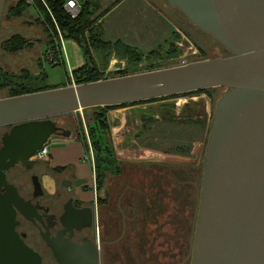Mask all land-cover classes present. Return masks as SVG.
I'll list each match as a JSON object with an SVG mask.
<instances>
[{
    "label": "water",
    "instance_id": "obj_1",
    "mask_svg": "<svg viewBox=\"0 0 264 264\" xmlns=\"http://www.w3.org/2000/svg\"><path fill=\"white\" fill-rule=\"evenodd\" d=\"M165 1L230 56L0 99V128L10 127L0 136V264H41L14 230L16 212L26 218L31 207L6 172L35 164L34 154L62 132L53 118L211 88L225 90L210 124L188 258L264 264V0ZM32 185L39 189L37 177ZM46 243L58 264H87L81 247L62 260Z\"/></svg>",
    "mask_w": 264,
    "mask_h": 264
},
{
    "label": "rangeland",
    "instance_id": "obj_2",
    "mask_svg": "<svg viewBox=\"0 0 264 264\" xmlns=\"http://www.w3.org/2000/svg\"><path fill=\"white\" fill-rule=\"evenodd\" d=\"M154 2H158V8L150 1L147 2L150 7L143 5L115 7L113 12L105 16L100 24L103 39L106 41L112 43L120 41L123 45L141 51L143 56L149 50L159 53V57L152 56L147 62L143 57L141 63L131 69L134 71L130 72L129 70V75L174 68L226 56V52L213 39L187 28L182 25L181 21L175 20L171 16L172 11L166 1L154 0ZM14 4L15 0H5L0 23V36L6 38V36L19 33L27 39L38 38V28L27 27L23 21L24 18L15 19L6 16L7 9ZM27 15L34 17L36 12L33 11ZM60 52L61 56L55 59L56 63H51L44 55L42 48L28 49L18 54H6L0 47V65L15 74L24 67L27 73H31L30 75H38V58L41 61L40 71L46 77L35 83L36 88L56 89L68 82L71 83V72L83 63L80 48L70 40L61 41ZM92 56L96 59L98 67L104 69L100 70L103 73V79H110L114 73L128 71L127 60L115 55L114 52L106 58L102 55L98 56V54ZM148 66L154 69L147 71ZM24 74V72H20L18 75ZM7 94L9 93L6 87H0V98H5ZM213 96H215L214 92H210L209 95L208 93H194L188 96L141 103L131 108L127 107L125 109L127 112L120 109L110 111L108 117L110 124L122 125L121 115L123 113L129 115V123L126 121L121 130V133L125 135H123V144H121V140L117 139L121 135L118 134L112 138L117 153L118 150L122 153L119 156L122 161L120 164L121 174L106 177L105 180L114 182L110 195L117 194L114 189L122 190V187L127 186V188H123L126 196L130 198L135 196L143 206L154 207L155 218L153 219L150 215L149 219H143L144 227L148 226L149 231L147 230V232L150 235L146 237V234L144 238H148L146 242L154 246L152 248L154 255L160 254L159 250H162L163 247L166 250L169 244L175 247V260L178 261L182 257L179 251L185 247L189 225L193 226L197 195L200 191L201 164L207 143L206 130L211 121L216 99ZM156 110L157 115H155ZM130 111L133 113L130 114ZM67 116L69 117L62 116L53 119L63 126L69 118L75 121L80 120L85 131L86 125L82 111L70 113ZM144 116L152 117L154 121L159 122L152 124V131L149 126L146 127L143 123V132L139 133L141 138L142 136L145 139L155 138L156 144L153 148H151L153 145L151 140L142 143L137 136L138 141L135 138L137 131L142 129L141 123ZM160 118L162 119L160 120ZM132 130L134 131L132 132ZM4 131H0V136ZM73 135L74 133L72 137ZM75 143L77 144L73 148L71 147L73 149L72 159L76 158V162L84 165L89 171L90 165L87 159L90 158V154L89 152L85 153L82 144L77 141ZM120 145L121 149H119ZM129 146L131 148H127ZM53 148L55 147H50V152L53 151ZM62 148L64 147L62 146ZM60 153L67 152L60 149ZM89 173L90 176H88L91 179V170ZM17 182L20 184V180H15V184ZM163 244L166 245L163 246Z\"/></svg>",
    "mask_w": 264,
    "mask_h": 264
},
{
    "label": "trees",
    "instance_id": "obj_3",
    "mask_svg": "<svg viewBox=\"0 0 264 264\" xmlns=\"http://www.w3.org/2000/svg\"><path fill=\"white\" fill-rule=\"evenodd\" d=\"M44 1L46 7H44L38 0H33L34 3L33 7H27L25 4V0H15L14 6H11L10 8L7 9L6 11L7 17L15 18V19L24 18L23 21L26 24V26L27 27L35 26L36 28H38L39 34H38V38L35 39H27L19 33L12 34L8 37L6 36V38H4L1 35L0 47L3 52H5L6 54H18L28 49L35 50V48L36 49L42 48V50H44L45 56H47L48 53H52L54 55V59H57L58 57L61 56L60 39L70 40L80 48L83 59L82 65L71 72V78H72L71 80L76 85L104 80L103 73H101V71L104 69H100V67H98L96 59L92 56L93 54H98V56L102 55L104 58H106L109 54L114 52L115 55L120 56L125 60H127L128 71L114 73L110 78L124 77L129 75L130 74L129 70L130 72L134 71V69L133 70L131 69L137 67L138 64H140L141 61L143 60V57H145L146 62L152 56L159 57V53L155 52V50H149L146 53V55L143 56V53L141 51L123 45L120 41H116L114 43L106 41L103 39V33H102L103 31L100 28V24L102 23L103 18L108 14H110L111 12H113L112 10L115 7H138L141 5H143L144 7L147 6L150 7L149 3L147 4V2L150 1L151 3L153 2V5H155V7L157 6L158 8L159 6L158 2L155 3L154 0H78L79 14L75 18L70 17L64 11L62 6L65 0H44ZM30 8L32 9L30 10ZM33 11L36 12V15L34 17L27 15V13L29 14L30 12ZM171 11H172L171 16H173L175 20L181 21L182 25H185L187 28H191L195 31H198L201 34L210 37L208 34L203 33L202 31L198 30L195 26L191 25L190 22L185 18V16L182 15L177 9L171 8ZM210 38L213 39L212 37ZM220 47L222 48L223 51L226 52V56L224 57L230 56V53L228 51H226L222 46ZM99 58L102 59L101 57ZM22 68L23 69H20L19 71L24 72L25 74L21 76L18 75L20 72L17 74L11 71L9 72L8 70L4 69L2 65H0V87H6V90L9 93L5 98L53 89L48 87H45L43 89L36 88L35 83L39 79L46 77L43 74V72L40 71L41 68L40 59L37 58V72L39 73L38 75H30L31 73H27L26 72L27 70H25L24 67ZM152 69L154 68H151L149 66L147 67V71H151ZM65 86L66 85H62L60 87H65ZM224 90H225L224 88L203 89V90H197V91H192L177 95H171V96L143 100L133 103L121 104V105L87 108L82 110L83 119L85 120V125H86L85 131L82 128L81 121L80 120L75 121L72 118H69L68 122L64 124V126H67L71 129V132L74 133L73 136L75 141L82 144L85 153L88 154L90 147L92 154L93 168H94L95 191L101 192L103 189V182L106 179V177L109 176L114 177V176H119L121 174L120 164L122 161L119 158V156H121L122 153H120V150H118L117 153L116 147L114 148L113 146L114 143L112 141L113 140L112 138L115 135L118 134L121 135V137L119 138L117 137V139L121 140V144H123L124 133H121V130L124 127L126 121H128L129 123L128 120L129 115L123 113L121 115L122 125L120 124L119 126H114L113 124H110L107 117V113L109 110L133 107L134 105H138L141 103H150L160 99L172 98L177 96H188L194 93H208L209 95L210 92H214L215 96H213V98H216L214 104V108H215L216 103L221 97ZM156 112L157 110L155 111V115H157ZM129 113L132 114L133 111H130ZM67 115L64 116L69 117ZM212 117H213V113L211 115V121H212ZM161 119L162 118H160V120ZM162 121L165 122L164 120ZM211 121L206 130L207 140H208ZM143 123L146 125V127L149 126L150 130L152 131L151 129L152 124H158L159 122H157V120L154 121L152 117L144 116L141 123L142 129L137 131V134H135V138L137 136V138L140 139L142 143L144 141L151 140V142L153 143V145H151V148H153L154 144H156L154 137L151 138L148 137L147 139H145L143 138V136L141 138V136L139 135V133L142 134L143 132V128H144ZM7 129L8 127H3L0 128V131H4ZM133 131L134 130H132V132ZM137 138L136 141H138ZM141 147H143V145H141ZM121 148L122 146L120 145L119 149ZM127 148H131V147L129 146ZM201 166L203 172V164H201ZM38 167L39 169H41V171L42 168L43 169L46 168L47 172L41 173L40 171V175L48 174V176L59 173L69 168V167H57V168L50 167L48 164V159H46L42 164L38 165ZM11 173L13 174L14 177L13 180L14 184H15V180H20V183L26 180L25 178L27 174L26 171L22 170L19 167L10 170L7 176L9 177V174L11 175ZM18 185L19 182H17L16 186ZM134 199L135 200H133V202H136L137 198L135 196ZM143 207L145 211L146 206ZM130 210L131 209L129 208L128 211ZM149 217H150L149 215H145L142 219L145 218L149 219ZM138 220H140L139 217L137 218V222L140 223L141 221ZM152 223L153 221L151 222V224ZM148 229L149 228L147 226L144 230L145 235L147 234L146 237L150 236L148 235L147 232ZM145 239H147L148 241V238Z\"/></svg>",
    "mask_w": 264,
    "mask_h": 264
},
{
    "label": "flooded vegetation",
    "instance_id": "obj_4",
    "mask_svg": "<svg viewBox=\"0 0 264 264\" xmlns=\"http://www.w3.org/2000/svg\"><path fill=\"white\" fill-rule=\"evenodd\" d=\"M52 120L62 129V132H58L59 136L53 138H61L64 131H69L72 136L69 127ZM35 161L29 169L20 165L14 167L26 171V183L24 181L16 186L13 174L7 176L14 168L6 172V180L30 204L26 218L16 212L14 230L23 243L39 255L41 264H58L46 241L57 249L62 260L72 254L76 247H81L87 264H190L191 224L185 247L179 251L182 257L178 261L175 260L174 245L168 244L166 250L163 247L159 250L160 254L154 255V246L144 238L146 227L142 219L145 215H151L154 219V207H146L144 211L143 204L138 200L131 202L135 200L134 197L129 198L123 190L127 186L122 190L114 189L117 194L110 195L114 184L112 180H104V189L93 194L91 179L77 178L71 167L50 176L54 189L49 193L42 183V178L48 174L40 175L41 169L38 167L45 160ZM45 172L47 169L42 168L41 173ZM32 177H37V190L32 185ZM76 183L79 185L76 186Z\"/></svg>",
    "mask_w": 264,
    "mask_h": 264
},
{
    "label": "crops",
    "instance_id": "obj_5",
    "mask_svg": "<svg viewBox=\"0 0 264 264\" xmlns=\"http://www.w3.org/2000/svg\"><path fill=\"white\" fill-rule=\"evenodd\" d=\"M69 84L70 83L66 84V86H68ZM126 108H122L120 110H122L123 112H127V111H125ZM114 110H117V109H114ZM110 111H113V110H109L108 111L107 117H109ZM108 121H109V118H108ZM71 142H73V143H71ZM49 144H50V147H55V148L52 149L53 150L52 152H50V150H49V156H48L47 159H48V162H49L48 164H49L50 167H53V168H57V167H72L73 170H74V174L76 175L77 178L87 177L90 180V177H89L90 176L89 175L90 174L89 173L90 172V170H89L90 167L88 169L89 171H87V168L84 165H82L81 163L78 164L76 162L77 161L76 158L72 159V156H73V155H71V152L73 150L72 148H73V146H75V144H77V143H75L74 136L73 137L71 136L69 138H63V137L54 138V139H52L50 141ZM62 146L64 148H62ZM60 149H62L63 151H65L67 153H65V154L60 153ZM54 152H56V153L54 154ZM87 161H88V159H87ZM88 164H89V161H88ZM42 179H43L42 183H43L44 188L49 193H52L53 189H54V184H53V181H52L51 177L50 176H44Z\"/></svg>",
    "mask_w": 264,
    "mask_h": 264
},
{
    "label": "built area",
    "instance_id": "obj_6",
    "mask_svg": "<svg viewBox=\"0 0 264 264\" xmlns=\"http://www.w3.org/2000/svg\"><path fill=\"white\" fill-rule=\"evenodd\" d=\"M38 1L44 7H46L44 0H38ZM25 4L27 7H33L34 6L33 0H25ZM62 7H63L64 11L72 18H75L79 14L78 0H65ZM61 41L62 40L60 39V43H61ZM47 57L51 63L55 62L54 55L52 53H48ZM70 84H74L73 81ZM49 143L50 142L43 145L42 148L34 154V156H33L34 160L39 161V160H46L48 158L49 150H50V144ZM89 154H90V158L88 159V161H89L90 170H91V190H92V193L94 194L95 193V179H94V168H93V161H92V154H91L90 147H89Z\"/></svg>",
    "mask_w": 264,
    "mask_h": 264
}]
</instances>
